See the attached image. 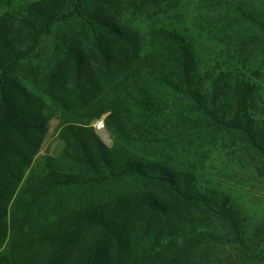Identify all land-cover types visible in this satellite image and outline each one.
Wrapping results in <instances>:
<instances>
[{"label":"trees","instance_id":"obj_1","mask_svg":"<svg viewBox=\"0 0 264 264\" xmlns=\"http://www.w3.org/2000/svg\"><path fill=\"white\" fill-rule=\"evenodd\" d=\"M192 4L0 0V264H264V0Z\"/></svg>","mask_w":264,"mask_h":264},{"label":"rangeland","instance_id":"obj_2","mask_svg":"<svg viewBox=\"0 0 264 264\" xmlns=\"http://www.w3.org/2000/svg\"><path fill=\"white\" fill-rule=\"evenodd\" d=\"M177 1L179 3H182V7L185 8V16L187 15V21H192L193 0ZM190 27L193 28L192 24L190 25ZM197 47L200 51L206 50V45L201 41L197 43ZM212 57H214V54L212 55ZM59 123V119L56 118L52 119L49 122L47 135L36 158H39L40 156L45 154L56 156L59 153L62 146L60 141L57 139ZM98 134L106 145L111 144V140L109 139V136L105 131L98 132ZM237 199L241 202L247 220H250L248 221V223H254L258 220L261 221L262 219H264V177L251 180L250 183L245 186L243 193L241 195H238Z\"/></svg>","mask_w":264,"mask_h":264},{"label":"built area","instance_id":"obj_3","mask_svg":"<svg viewBox=\"0 0 264 264\" xmlns=\"http://www.w3.org/2000/svg\"><path fill=\"white\" fill-rule=\"evenodd\" d=\"M93 126H94V128H95V130H96L97 132H102V131H104V124H103L102 119L96 121V122L93 124Z\"/></svg>","mask_w":264,"mask_h":264}]
</instances>
